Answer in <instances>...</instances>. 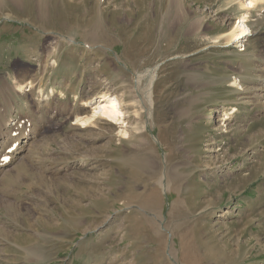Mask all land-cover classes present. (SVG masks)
<instances>
[{
	"label": "rangeland",
	"instance_id": "rangeland-1",
	"mask_svg": "<svg viewBox=\"0 0 264 264\" xmlns=\"http://www.w3.org/2000/svg\"><path fill=\"white\" fill-rule=\"evenodd\" d=\"M19 1L0 7V264H264V3L227 46L241 0ZM108 97L121 121L79 128Z\"/></svg>",
	"mask_w": 264,
	"mask_h": 264
},
{
	"label": "bare ground",
	"instance_id": "bare-ground-1",
	"mask_svg": "<svg viewBox=\"0 0 264 264\" xmlns=\"http://www.w3.org/2000/svg\"><path fill=\"white\" fill-rule=\"evenodd\" d=\"M21 1V0H20ZM19 1V2H20ZM47 1V0H46ZM174 1V0H172ZM179 1V0H178ZM248 1V3H247ZM161 2V1H160ZM176 2V0H175ZM174 2V3H175ZM240 2L241 5L244 7L245 10H247V13H245L243 15V17H241V19L232 27V30L230 32V38L228 40V45L227 46H233L234 44L238 45L239 43H243V45L245 44V42H247L246 39H248V37L250 36V33H251V29L249 28V26L247 25L248 22H249V19H250V13L251 11L256 8L260 3H264V0H241ZM4 5H7L8 3L10 4H14L15 3V0H0V7ZM21 3V2H20ZM177 3V2H176ZM175 3V4H176ZM41 4V2H40ZM39 4V5H40ZM173 4V3H171ZM179 4V3H178ZM21 5V4H20ZM174 5V4H173ZM262 5V4H260ZM18 6V5H17ZM46 6V4H45ZM180 6V5H179ZM245 6H247V8H245ZM38 7V6H37ZM172 7V6H171ZM176 8V7H175ZM178 9V8H177ZM180 10V9H179ZM40 11L41 13L43 14L45 11L43 10V7L41 6L40 7ZM167 11V10H166ZM182 11V10H181ZM189 11V10H188ZM99 12V11H98ZM172 12V11H171ZM178 12V11H177ZM170 13V11H169ZM180 13V12H179ZM167 14V13H166ZM174 14V13H173ZM177 14V13H175ZM174 14V15H175ZM181 14V13H180ZM183 14V13H182ZM43 16V15H41ZM45 16V14H44ZM180 17V16H179ZM8 19V16L6 17ZM170 18V15L167 16V21H166V24L167 26L170 24H172L174 21H176L177 19H169ZM174 18H176L174 16ZM184 19V18H183ZM174 20V21H173ZM100 22V21H99ZM194 22V21H193ZM47 23V22H46ZM162 24V23H161ZM165 24V23H164ZM172 27V26H170ZM93 29V27H92ZM97 29V28H96ZM46 30V29H45ZM98 30V29H97ZM50 31H48L49 33ZM51 33V32H50ZM52 34V33H51ZM95 34V33H94ZM92 36H94L93 34H91ZM96 35V34H95ZM91 36V37H92ZM72 38V37H71ZM73 39V38H72ZM70 42V41H69ZM58 43V42H57ZM88 43V42H87ZM59 46V45H58ZM57 46V47H58ZM243 47V46H242ZM241 47V48H242ZM245 50H246V46H244ZM53 50H55L54 48L50 49L47 51V57H48V60L46 61V65L44 67V71H46V68L49 66V63H50V60L52 58V56L54 55L53 54ZM46 55V54H45ZM55 63V62H53ZM242 67V66H241ZM239 68V67H238ZM244 69V68H243ZM240 70V69H239ZM238 70V71H239ZM264 71V69H263ZM44 74V73H43ZM264 74V73H263ZM262 75V74H261ZM241 77V76H240ZM141 78V74L138 75V79L140 80ZM155 76L154 74L152 75L151 77V80H150V83L148 85V88L146 89L144 95L146 96L147 100L151 103L152 101V88H153V80H154ZM235 81H234V86H237L238 88L234 87L236 89V92H238V94H240L239 92L241 91H245L244 94H241L243 97H240L237 101L239 100H243V99H247V97H245L246 95H249V93H247L246 90L243 89V86L241 85V82L238 80H236V78H234ZM32 81V80H31ZM31 81H26V82H22V83H19L17 84L16 86V92L17 93H21L23 91H25L26 89L28 90V88L30 87V89H33L35 87L34 85V82L37 81V80H34L33 82ZM202 86V85H201ZM257 86V85H256ZM38 87V86H37ZM257 88V87H256ZM246 89V88H245ZM255 91L257 93H255ZM251 92V91H250ZM264 86L261 87V88H258V89H255L253 91V96H251V99H255L256 97H259V99L262 101L264 99ZM103 97H106L107 94H104L102 95ZM249 96V97H250ZM39 97V96H38ZM41 98V97H40ZM111 97H108L106 99H103L102 101H98L96 102V106L93 108V112L90 114H88V112L86 113L87 115H84L83 117H77V121H78V125H79V128H83L88 126L89 124L93 123L94 121H96L97 119L100 121V120H103V121H106L108 124H115V123H118L121 121V117L120 115L123 114V110L121 109V102L120 100H118V97L115 98L113 97V99H110ZM39 99V98H38ZM249 99V98H248ZM101 100V99H100ZM256 101V100H255ZM245 102V101H244ZM250 102V101H249ZM247 102V103H249ZM252 103L254 101H251ZM250 102V103H251ZM260 102V101H259ZM264 104V102H262ZM254 105V104H253ZM233 108V107H232ZM235 108V107H234ZM233 108V109H234ZM236 109V108H235ZM227 110V109H226ZM80 114H84V110H79ZM232 111V110H231ZM217 113V112H216ZM221 114V112H220ZM228 115V112H225L223 116H226ZM210 118H213V114L210 115ZM228 118V117H227ZM122 124V123H121ZM15 125V124H14ZM15 131V130H14ZM13 131V132H14ZM13 132H11V134H13ZM124 132V135L126 134L125 131ZM127 135V134H126ZM30 135L28 133H26L25 131L24 132H21V134H18L16 136V139H13L12 142H10V146L11 147H14V146H17L15 147V150H16V154H18V149L19 147L20 148H23L24 145H20L19 146V143L16 144L17 140L19 141L20 139H22L25 143H27V139L31 138L29 137ZM13 137V136H11ZM22 143V142H21ZM21 150V149H20ZM166 188V187H165ZM166 191V190H165ZM233 191V190H232ZM34 254V253H33Z\"/></svg>",
	"mask_w": 264,
	"mask_h": 264
}]
</instances>
